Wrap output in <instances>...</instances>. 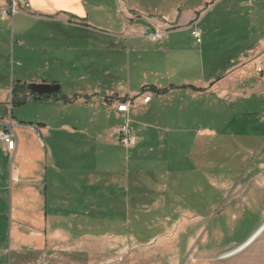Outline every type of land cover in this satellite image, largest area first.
Wrapping results in <instances>:
<instances>
[{"label": "crops", "instance_id": "1", "mask_svg": "<svg viewBox=\"0 0 264 264\" xmlns=\"http://www.w3.org/2000/svg\"><path fill=\"white\" fill-rule=\"evenodd\" d=\"M24 1L33 16L19 20L20 35L42 24L59 29L64 35L59 40L69 42L64 58L56 54L52 61L54 66L64 65L63 80L55 74L31 82L59 85L58 94L37 96L29 91L31 84L19 83L26 91H19L18 105L35 102L31 118H25L23 111L20 118L13 117L9 90L0 88V133L11 132L16 141L15 149L9 151L0 139V253L9 256L11 264H24L27 255L85 249L87 242H101L95 236L102 233L97 215L101 204L120 198L125 212L136 209V194H130V187L137 183L136 171L152 168L162 159H149L146 147L153 152L151 146L158 139V150H165V139L193 132L195 119L214 121L217 104L231 100L238 107L246 101V73L240 71L231 78L233 72L255 64L264 72V36L235 66H216L212 38L207 30L199 29V10L184 13L178 0L165 7L161 3L152 6V0ZM5 7L6 0H0V9ZM196 19L201 43L189 29ZM30 21L34 25L28 28ZM168 27L164 41L152 43L147 38L148 32ZM88 35L126 41V63L119 62L117 42L100 45L90 52L93 59L79 63L82 53L71 43ZM49 66L46 63L44 68L48 73ZM142 93L150 94L152 100L131 114L133 130L139 134L135 132L137 146L127 150L116 140L122 121L112 101ZM238 114L242 113L235 110V120ZM187 115L189 123L184 119ZM207 129L215 133V128ZM164 201L150 200L144 206L148 211L176 209L173 199Z\"/></svg>", "mask_w": 264, "mask_h": 264}, {"label": "rangeland", "instance_id": "2", "mask_svg": "<svg viewBox=\"0 0 264 264\" xmlns=\"http://www.w3.org/2000/svg\"><path fill=\"white\" fill-rule=\"evenodd\" d=\"M172 1L152 0V6L161 3L165 7ZM176 2H182L184 13L199 10V29L207 30L212 38L216 66H235L239 58L256 47L260 35L264 36V0ZM8 4L6 0L5 9ZM28 17L18 15L13 20H3L0 13V88L9 90L10 105L14 85L46 80L55 74L64 78V65L54 66L52 61L56 54L64 58L69 40L60 41L63 32L42 24L20 35L19 20ZM32 21L26 27H33ZM85 37L71 43L82 53L79 63L93 59L90 52L100 45L115 42L120 49V64L126 63V41L106 35ZM47 49L51 50L49 54ZM86 53L88 57L84 58ZM208 60L205 56V63ZM46 63L50 64V73L44 69ZM257 68V64L249 65L230 75L233 78L237 72L246 73V101L242 100L241 105L235 107L226 100L216 105L214 121L197 118L193 132L167 137L162 143L165 150H158V139L150 145L153 152L146 147L149 159H162L152 168L136 171L137 183L130 187V194H136L139 207L125 212L120 198L119 202L104 200L101 204L97 215L102 233L95 235L101 237V242H87L85 249H53L44 256L27 255L24 264H264V232L231 255L264 222V85H259L264 72ZM261 68L264 70V66ZM34 105L35 102H28L11 106L10 113L20 118L23 111L29 119ZM235 110L242 113L237 120ZM207 127L215 128V133ZM159 198L165 204L173 199L176 209L168 206L161 211H148L144 205ZM115 214L121 217L116 218ZM112 220L114 223L110 224ZM117 234L123 237H110ZM0 264H11L9 256L0 253Z\"/></svg>", "mask_w": 264, "mask_h": 264}, {"label": "built area", "instance_id": "3", "mask_svg": "<svg viewBox=\"0 0 264 264\" xmlns=\"http://www.w3.org/2000/svg\"><path fill=\"white\" fill-rule=\"evenodd\" d=\"M1 17L3 20L12 18V20L18 15L33 16L30 10V5L24 0H9L7 9H0ZM198 20L196 19L193 24L189 26L193 38L197 43L202 42L201 33L197 28ZM170 27L165 30H154L147 33V38L152 43H159L164 41ZM152 100V96L147 93H142L137 96L128 97L123 100H115L113 107L117 116L122 123L119 125L116 131V140L120 146L127 150L134 149L137 146V138L133 130V121L131 120V114L139 108L140 105H148ZM33 132H38L36 127H31ZM0 139L9 151L15 149L16 141L14 135L11 132L2 131L0 133Z\"/></svg>", "mask_w": 264, "mask_h": 264}, {"label": "water", "instance_id": "4", "mask_svg": "<svg viewBox=\"0 0 264 264\" xmlns=\"http://www.w3.org/2000/svg\"><path fill=\"white\" fill-rule=\"evenodd\" d=\"M28 89L32 94L37 95V96H54L60 92L59 85H50V84H31L28 87ZM247 240L242 245H240L237 249L242 248L243 245L248 242ZM234 254L236 253L234 252L231 253V255H234Z\"/></svg>", "mask_w": 264, "mask_h": 264}, {"label": "bare ground", "instance_id": "5", "mask_svg": "<svg viewBox=\"0 0 264 264\" xmlns=\"http://www.w3.org/2000/svg\"><path fill=\"white\" fill-rule=\"evenodd\" d=\"M264 232V222L263 224L261 225V227L256 231L254 232V234L247 240L248 242L245 243L243 245L242 248H239V249H236L234 251V253H238L240 251H242L243 249H245L248 245H250L256 238H258L262 233Z\"/></svg>", "mask_w": 264, "mask_h": 264}, {"label": "trees", "instance_id": "6", "mask_svg": "<svg viewBox=\"0 0 264 264\" xmlns=\"http://www.w3.org/2000/svg\"><path fill=\"white\" fill-rule=\"evenodd\" d=\"M21 90L25 92L26 88L24 86H19V84L14 85V88L12 90V106L13 107H15V105H18L19 102H21L17 99V95H18L19 91H21Z\"/></svg>", "mask_w": 264, "mask_h": 264}]
</instances>
